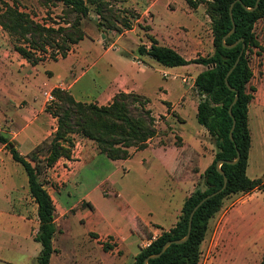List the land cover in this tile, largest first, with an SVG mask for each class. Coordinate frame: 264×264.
<instances>
[{
	"label": "rangeland",
	"instance_id": "rangeland-1",
	"mask_svg": "<svg viewBox=\"0 0 264 264\" xmlns=\"http://www.w3.org/2000/svg\"><path fill=\"white\" fill-rule=\"evenodd\" d=\"M5 1L45 25L69 26L75 19V13L67 12L58 0ZM87 3L90 14L82 22L87 33L85 39L79 46H73L70 58L40 63L36 79L42 84L47 75H55L51 82L59 86H53L66 88L78 100L100 105L114 97L113 91H106L107 85L113 82L123 88L133 80L139 93L150 101L148 107L157 119L158 133L146 149L130 148L131 155L125 160H112L99 151L94 141L75 135L76 158L67 162L62 157L52 166L57 167L55 174L46 165L49 144L43 146L38 169L57 207L58 232L53 245L60 254L53 264H91L96 257L105 258L107 264H131L152 239L176 224L185 199L196 189L206 188L203 175L218 150L197 120L200 95L195 79L207 67L194 63L186 68L164 66L139 54L138 47H149L152 35L161 44H165L164 39L168 42L171 38L199 35L202 37L199 44L189 40L175 45L182 48L183 52H179L187 59L208 56L214 51L212 20L205 3L194 18L186 14V0H120L115 1L118 8L133 9L140 15L132 19L133 29L123 33L107 28L103 31L98 28L100 17L95 6ZM149 6L150 12L143 17L141 12ZM194 24L198 27L196 31ZM255 32L262 48L252 47L249 53L254 73L248 85V91L254 95L249 107L253 142L248 174L252 178L264 174V17L256 23ZM0 57H22L14 49L11 35L1 26ZM5 76L9 83L15 84V75L5 73ZM53 86L48 81L44 83L39 104L45 108L54 101L45 94L53 93ZM27 103L31 101L24 98L21 105ZM0 109L2 114L5 105L1 97ZM11 113L18 112L11 110ZM15 122L3 133L11 137L13 130L19 132L20 151L26 154L32 139L21 130L20 120ZM88 202L94 205L93 209ZM101 235V240H95ZM104 245L108 246L106 250ZM32 248L29 253L17 255L7 250L2 255L20 264H34ZM263 258L264 191L227 196L210 220L199 264H256Z\"/></svg>",
	"mask_w": 264,
	"mask_h": 264
},
{
	"label": "trees",
	"instance_id": "trees-1",
	"mask_svg": "<svg viewBox=\"0 0 264 264\" xmlns=\"http://www.w3.org/2000/svg\"><path fill=\"white\" fill-rule=\"evenodd\" d=\"M45 1L48 3L55 0ZM58 1L65 5L67 12L75 13V19L68 23L69 26L54 27L39 23L17 5L0 0V26L13 38L14 49L33 66L49 59L58 61L66 58L73 45L85 39L87 33L82 28V22L90 14L87 2L95 6L100 17L98 28L103 31L105 28L120 33L131 30L132 19L140 16L133 9L118 8L115 1L120 0ZM233 1L235 0H186L192 9H197L203 3L207 5V14L212 20L214 47L213 53L208 56L187 59L174 48L159 44L154 36L150 38L152 43L149 47H138L139 54L147 55L164 66L179 67L194 63L207 67L195 79V87L200 95L197 120L208 131L218 150L203 175L206 188L196 189L185 199L176 224L152 239L148 246L137 253L131 264H145V258L161 251L167 241L180 239L187 234L189 217L194 207L204 197L224 186V175L219 172L217 161L225 160L221 168L228 178L226 188L205 201L195 212L187 241L172 244L159 258L151 259L149 264H199L201 246L210 220L220 211L224 199L231 194L264 191V177L252 178L248 174L253 142L249 127V107L254 98L253 93L248 91L254 74L249 53L252 47L262 48L255 25L264 17V0H260L253 11L247 10L245 6L254 7L257 0H241L242 2L235 3L232 12L236 29L226 39L228 45L234 46L226 47L223 38L234 26L230 14ZM244 44L241 59L228 76L230 85L235 88L232 90L226 83L227 75ZM237 92L239 99L232 107V117L229 110ZM53 93L55 100L46 106V111L57 119V128L51 138L37 145L29 155L21 154L15 142L0 130V143L24 167L31 195L38 204L40 226L35 240L40 242L41 251L37 256V264H50L56 250L53 239L58 232L57 207L38 169L41 156L39 152L43 146L49 144V155L46 159L48 168L62 157L72 159L76 146L73 137L75 135L94 141L99 151L110 159L125 160L131 155L130 148L146 149L149 141L158 133L157 119L148 107L149 99L136 92H118L104 105L78 100L63 87H55ZM234 119L236 126L232 140L230 131ZM238 151L239 160L231 163L237 159ZM87 205L94 208L90 202ZM107 247L104 245L105 250ZM256 264H264V258Z\"/></svg>",
	"mask_w": 264,
	"mask_h": 264
},
{
	"label": "crops",
	"instance_id": "crops-1",
	"mask_svg": "<svg viewBox=\"0 0 264 264\" xmlns=\"http://www.w3.org/2000/svg\"><path fill=\"white\" fill-rule=\"evenodd\" d=\"M153 5L154 4H152V6ZM152 6H149V8L141 12L143 17L147 16V13L150 12ZM199 8L200 6L197 9ZM197 9L192 10L188 5V9L185 8L186 14L195 18ZM197 26L199 28L201 27L198 22ZM193 27H196V24H194ZM198 27L193 28V31L198 30ZM150 28L152 29V27ZM187 30L188 29H186V31ZM186 37L187 38L185 39H183V37H177L176 39L171 38L168 40V42L164 39V43L167 46L174 48L178 52H183L180 46L175 45L176 42L186 43L189 42V40H192V42L199 44V42L202 41V37L199 35L197 37L195 35L194 37ZM157 40L159 44L162 43L159 39ZM211 42L213 43V37H211ZM79 43L75 45L79 46ZM20 58L22 60H20ZM66 58L68 59L70 57L67 56ZM66 58L60 59L62 60ZM22 62H24V64ZM38 65H31L23 57H0V97L5 105V110L2 114L0 109V130L2 132L8 131V129H10V126L16 123V119L20 120V123L22 125L21 130L24 129L23 132L26 134V136H29L32 139V146L30 150L26 154H23L20 151V146L22 145V143L20 140H18L19 132L13 130L12 136L9 138L11 141L15 142L18 150L23 155H29L37 145L47 139L57 128V119L46 111L45 106H42L39 103L41 99H43L44 83L46 81H48V83L52 86H59V84L57 82H51V79L55 77V75L48 77L47 74L46 79L41 84L40 81L36 79V77L39 75L37 69ZM187 66L189 65L179 67L186 68ZM50 71L55 73L52 69H50ZM5 73H11L12 75H15L16 79L14 81V85L7 81ZM135 85V81L132 80L129 85H125V87L120 88L116 87L115 83L111 82L109 85H107L106 91H113V96L121 91L136 92L138 94H141L139 93V90ZM11 90L13 91V93L11 92ZM19 92H22V94L19 95ZM24 98H28L31 103H27L26 106L21 105ZM111 99L112 97L110 98V100ZM11 110L17 111L18 113L12 114ZM52 126L54 127L51 128ZM49 128H51L52 131L49 132ZM74 152H76L75 149ZM74 152L72 159H65L67 162L74 161V158H76ZM77 162H81V160ZM56 168V166L50 167L49 170L51 173L55 174L54 170ZM262 177H264V174L262 175ZM255 192H257V190ZM39 226L40 220L38 216V204L35 202L34 198L31 195L28 175L24 167L19 162H16L13 159L11 152L6 149V146L0 143V264H20L21 262H14L16 260L11 261L4 259L2 252L8 250L11 253L17 255L23 252L29 253V248L31 246H33V263L37 264V256L41 251V244L40 242L35 240V235L39 230ZM102 238L103 235H101L99 239L95 240H101ZM55 249L56 250L52 254L50 264H53L55 256H59L60 254L59 249ZM98 250L102 253H107L103 249ZM96 258H94L91 264H107V260H105V258Z\"/></svg>",
	"mask_w": 264,
	"mask_h": 264
},
{
	"label": "water",
	"instance_id": "water-1",
	"mask_svg": "<svg viewBox=\"0 0 264 264\" xmlns=\"http://www.w3.org/2000/svg\"><path fill=\"white\" fill-rule=\"evenodd\" d=\"M237 1L242 2L241 0H235V1H233V3L230 5V14H231V16H232V21H233V23H234V26H233V29L230 31V33H228V34L223 38V43H224V45H225L226 47H232V46H234V45H228V44L226 43V39H227L232 33H234V32H235V29H236V24H235V20H234V18H233V12H232V10H233V7H234V5H235V3H236ZM259 2H260V0H257L256 5H255L254 7H247V6H245V5H244V6H245V8H246L247 10H249V11H253V10H255V9L258 7ZM244 49H245V44L243 45V49H242L240 55L238 56V58H237L235 64H234L233 67L230 69V71L228 72V75H227L226 83H227V85H228L232 90H235V88H233V87L230 85L229 80H228V76L232 73V71L234 70V68L238 65V63H239V61H240V59H241V55H242L243 52H244ZM238 99H239V93L237 92V94H236V96H235V99H234L232 105L230 106V110H229V112H230V114H231L232 117H234V116H233L232 107H233V105L238 101ZM235 126H236V120L234 119L233 126H232V129H231V131H230V137H231L232 140H234L233 132H234ZM239 158H240V153H239V151H238L237 159L234 160V161H232L231 163H236V162L239 160ZM224 162H225V160H219V161H217V168H218L219 172H220L221 174L224 175V179H225V180H224V186H223L220 190H218V191H216V192H213V193L207 195L206 197H204V198H203V199H202V200H201V201H200V202L194 207V209L192 210V212H191V214H190V217H189V227H188V232H187V234H186L184 237L180 238V239L167 241V242L163 245L161 251H159L158 253L151 254L150 256H148V257L145 258V260H144V263H145V264H149V261H150L151 259L159 258V257H160V256H161V255H162V254H163V253H164V252H165V251H166V250H167L172 244H174V243H183V242H185V241H187V240L189 239L190 234H191V229H192V220H193V217H194L195 212L199 209V207H200L205 201H207L209 198H211V197L217 195L218 193H220L221 191H223V190L226 188V186H227L228 178H227V176H226L224 170L221 168Z\"/></svg>",
	"mask_w": 264,
	"mask_h": 264
},
{
	"label": "built area",
	"instance_id": "built-area-1",
	"mask_svg": "<svg viewBox=\"0 0 264 264\" xmlns=\"http://www.w3.org/2000/svg\"><path fill=\"white\" fill-rule=\"evenodd\" d=\"M164 75L167 76L166 73H164ZM45 94L47 95L48 100H50V101L55 100V96H54L53 93H51V92H46Z\"/></svg>",
	"mask_w": 264,
	"mask_h": 264
}]
</instances>
